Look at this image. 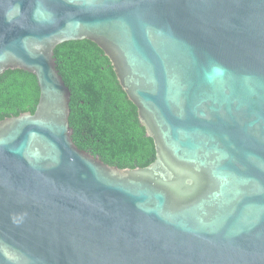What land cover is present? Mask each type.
<instances>
[{
  "label": "water",
  "instance_id": "obj_1",
  "mask_svg": "<svg viewBox=\"0 0 264 264\" xmlns=\"http://www.w3.org/2000/svg\"><path fill=\"white\" fill-rule=\"evenodd\" d=\"M82 39L136 106L149 164L73 142L53 55ZM7 69L39 96L0 120V264H264V0H0Z\"/></svg>",
  "mask_w": 264,
  "mask_h": 264
},
{
  "label": "trees",
  "instance_id": "obj_2",
  "mask_svg": "<svg viewBox=\"0 0 264 264\" xmlns=\"http://www.w3.org/2000/svg\"><path fill=\"white\" fill-rule=\"evenodd\" d=\"M53 56L70 90L68 121L77 147L120 168L149 164L155 158L153 140L146 136L137 108L103 50L87 39L69 40L56 45ZM38 96L32 73L5 70L0 74V120L33 112Z\"/></svg>",
  "mask_w": 264,
  "mask_h": 264
},
{
  "label": "clouds",
  "instance_id": "obj_3",
  "mask_svg": "<svg viewBox=\"0 0 264 264\" xmlns=\"http://www.w3.org/2000/svg\"><path fill=\"white\" fill-rule=\"evenodd\" d=\"M19 11H20L19 6H17V13H19ZM6 19L8 20L9 23H11L13 18L6 17ZM224 72H225V69L221 65L217 63H210L204 75H205V78L211 83L215 77L223 75Z\"/></svg>",
  "mask_w": 264,
  "mask_h": 264
}]
</instances>
